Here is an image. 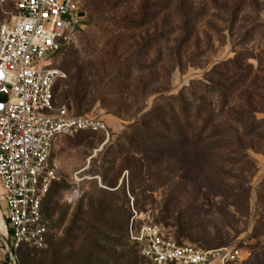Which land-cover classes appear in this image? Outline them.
I'll return each instance as SVG.
<instances>
[{"label": "rangeland", "instance_id": "obj_1", "mask_svg": "<svg viewBox=\"0 0 264 264\" xmlns=\"http://www.w3.org/2000/svg\"><path fill=\"white\" fill-rule=\"evenodd\" d=\"M76 1L81 19L54 60L63 73L54 105L99 118L108 136L56 141L58 180L42 207L47 247L23 248L14 263L148 264L127 239L135 211L179 245L237 249L240 258L232 264H264V111L252 116L244 134L227 121L221 98L227 95L236 108L247 100L260 111V95L245 87L256 79L264 93V0ZM16 2L0 0V28L14 19ZM238 2L242 10L229 31L224 9ZM181 15L189 21L184 32ZM239 52L253 57L243 82L230 93L226 82L217 90L201 85L214 66ZM181 92L191 122L199 113L196 131L213 137L214 149L182 144L184 124L173 120ZM163 127L170 129L171 146L164 144ZM2 203L0 186L3 218ZM0 253L4 264L1 241Z\"/></svg>", "mask_w": 264, "mask_h": 264}, {"label": "built area", "instance_id": "obj_2", "mask_svg": "<svg viewBox=\"0 0 264 264\" xmlns=\"http://www.w3.org/2000/svg\"><path fill=\"white\" fill-rule=\"evenodd\" d=\"M15 17L0 28V186L6 237L13 252L47 247L41 207L58 168L52 149L60 138L108 136L95 116L56 108L53 91L62 71L53 58L71 41L82 10L75 0H17ZM128 239L149 264H232L237 249L178 245L132 211Z\"/></svg>", "mask_w": 264, "mask_h": 264}, {"label": "trees", "instance_id": "obj_3", "mask_svg": "<svg viewBox=\"0 0 264 264\" xmlns=\"http://www.w3.org/2000/svg\"><path fill=\"white\" fill-rule=\"evenodd\" d=\"M191 1L192 0H181V2H184V3H189ZM81 10H82V8H81ZM241 10L242 9H241V3L240 2L236 3L234 5V7H232L231 9H224L226 15L230 18V22H231L229 31H232V28H234L233 24L237 21V16H239V13L241 12ZM184 17H185L184 15H181V18H184ZM187 19H188V17L186 16L184 18V21L181 22L183 24L182 25L183 32H184V28L189 27V24H188L189 21ZM256 31H257V28H255L254 30L249 31V32L245 33L243 36H241L242 42L245 41L244 38L246 37V35H249V33L253 34ZM181 33H182V30H181ZM66 47L67 46H65L53 58V65L59 69H60V67L54 64V60L56 58H58L63 51H65ZM252 58L253 57H251V55L249 53H245V52L236 53L233 59L228 60V61H226L220 65L214 66L213 69L211 70V72L207 75L206 79H204V83L203 84L200 83V84L203 85L205 88L211 87L212 90H217L218 88L222 87V86L220 87V85H219V84H221V82H226L228 85L223 90L225 92L230 93L233 86L236 83L243 82L244 76L246 77L245 74H249V71H252L253 68L250 65H247V66L245 65V63L249 59H252ZM218 71H220L219 75H218V73H216ZM214 76H216V78H218L217 79L218 81L216 83H214L215 80L212 79ZM233 78L237 79L236 82L233 80ZM256 83H257L256 79H252L249 81V83L246 85L245 88L251 92H254V93H257L258 95H260L259 99H260L261 104H262L259 107L260 111H254L247 100L243 101L244 105L242 107L236 108L235 106L231 105L232 103L228 102V96L227 95L224 96L225 98L223 96L221 97L223 100H225L224 104L226 107L224 106V108H226L227 121L231 125L233 124V125H236V126H239L240 128H242V131L244 134H246V133L248 134V132L251 130L252 126L249 125V121L251 120L252 116H255V114L262 113L264 111V98H263L264 93H262V91L259 89V87L257 86ZM259 93H261V94H259ZM247 96H249V95H247ZM175 100L179 105H178L177 116L173 115V120H175L174 124H176L179 121L184 124L183 127H181V129H179L180 130L179 138L182 140V144L190 145L194 148H207V149L209 148L210 150L214 149L213 146L211 147L209 145V140L213 139V137L207 138V139L203 138L202 135L200 134V132L196 131V125H197V123L200 122L199 113H196V117L194 118V121L191 122L193 119H192L191 114L188 111V104H186V102H184L183 92H181L179 97L175 98ZM160 115H162V117L165 118L164 113H160ZM248 125H249V127H248ZM163 129H164V135H165V137L163 138L164 144L166 147L171 146L173 139L168 137V134L170 133V129H167V127H163ZM236 133L238 134V132H236V130L233 129V135L231 136V139H234V141H235L234 143L239 144L240 138L238 137V135L235 136ZM94 135H97V134H94ZM229 137H230L229 135L226 136V138H229ZM175 138H176V136H175ZM53 185L51 186V188L53 187ZM51 188H50V190H51ZM49 193H50V191H49ZM49 193H48V195H49ZM48 195H47V197H48ZM42 207H43V203H42ZM42 207H41V212H42ZM42 215H43V213H42ZM127 239H128V234H127ZM128 241H129V239H128ZM132 245L138 251L137 247L134 244H132ZM19 251H21V250L14 252V254L18 253ZM56 262H57V264H60L61 261L59 260ZM4 264H9V258L7 255L5 256V263Z\"/></svg>", "mask_w": 264, "mask_h": 264}, {"label": "water", "instance_id": "obj_4", "mask_svg": "<svg viewBox=\"0 0 264 264\" xmlns=\"http://www.w3.org/2000/svg\"><path fill=\"white\" fill-rule=\"evenodd\" d=\"M0 241L3 243V245L5 246L8 258H9V262L10 264H15L14 263V252L12 251L9 241L7 238H4L2 235H0Z\"/></svg>", "mask_w": 264, "mask_h": 264}, {"label": "bare ground", "instance_id": "obj_5", "mask_svg": "<svg viewBox=\"0 0 264 264\" xmlns=\"http://www.w3.org/2000/svg\"><path fill=\"white\" fill-rule=\"evenodd\" d=\"M0 235H2L4 238H6L5 226H4V221H3L1 213H0Z\"/></svg>", "mask_w": 264, "mask_h": 264}, {"label": "crops", "instance_id": "obj_6", "mask_svg": "<svg viewBox=\"0 0 264 264\" xmlns=\"http://www.w3.org/2000/svg\"><path fill=\"white\" fill-rule=\"evenodd\" d=\"M2 205H3V209H4V203H2ZM4 221V220H3ZM6 234V233H5ZM7 238V237H6ZM7 255V252L5 253V255H4V258H5V256ZM8 256V255H7ZM0 261H1V253H0ZM0 264H3V263H1L0 262Z\"/></svg>", "mask_w": 264, "mask_h": 264}]
</instances>
